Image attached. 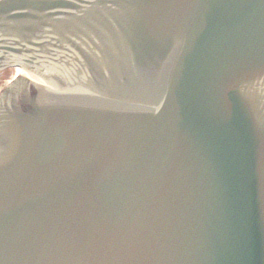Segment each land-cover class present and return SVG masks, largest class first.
Returning a JSON list of instances; mask_svg holds the SVG:
<instances>
[{
    "label": "water",
    "instance_id": "1",
    "mask_svg": "<svg viewBox=\"0 0 264 264\" xmlns=\"http://www.w3.org/2000/svg\"><path fill=\"white\" fill-rule=\"evenodd\" d=\"M14 15L45 30L30 39L4 29L0 46L20 53L38 46L71 51L73 58H86L97 77L111 71V78L135 85L137 96L155 89L161 99L168 89L162 75L155 78L158 89L142 87L146 79L138 72L149 66L135 57L149 47L173 70L185 68L179 60L196 68L184 70L182 81L176 77L185 91L165 98L167 118L149 132L138 127L140 99L121 103L127 87L103 98L56 94L32 83L12 96L6 92L0 264H264V118L253 122L244 148L230 157L215 131L218 123L208 127L207 116L234 105L240 84L235 79L222 87L225 67L217 62L211 70L215 48L198 25L216 22L223 55L235 60L240 54V62L246 47L236 31L264 27V0H0V24ZM42 73L46 87L78 88L67 74ZM260 76L264 70L241 78L254 118L257 102L247 81L251 88ZM207 77L216 100L203 102ZM262 84L254 86L257 98ZM198 121L199 133L191 138ZM155 153L160 160L151 164ZM112 158L121 167L110 164Z\"/></svg>",
    "mask_w": 264,
    "mask_h": 264
},
{
    "label": "bare ground",
    "instance_id": "2",
    "mask_svg": "<svg viewBox=\"0 0 264 264\" xmlns=\"http://www.w3.org/2000/svg\"><path fill=\"white\" fill-rule=\"evenodd\" d=\"M0 70H1L0 72L5 71L2 69H0ZM13 71H14L15 75H19V76L26 78L28 80L42 84L43 86H49L50 85L48 78L43 73L39 72L36 69H31L27 66H16ZM10 80L11 79H8V80L6 79L4 81V83L1 85V90H3L5 87H7Z\"/></svg>",
    "mask_w": 264,
    "mask_h": 264
},
{
    "label": "rangeland",
    "instance_id": "3",
    "mask_svg": "<svg viewBox=\"0 0 264 264\" xmlns=\"http://www.w3.org/2000/svg\"><path fill=\"white\" fill-rule=\"evenodd\" d=\"M12 74H13V71L12 70L10 71L9 69L3 72H0V85H2L4 81L8 79L10 76H12Z\"/></svg>",
    "mask_w": 264,
    "mask_h": 264
}]
</instances>
